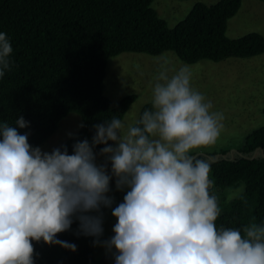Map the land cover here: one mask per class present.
<instances>
[{
	"label": "clouds",
	"instance_id": "1",
	"mask_svg": "<svg viewBox=\"0 0 264 264\" xmlns=\"http://www.w3.org/2000/svg\"><path fill=\"white\" fill-rule=\"evenodd\" d=\"M12 54L0 32V78L12 70ZM157 65L151 107L134 123L130 110L93 125L91 140L76 139L71 154L66 145L32 146L22 115L0 122V264H35L33 241L75 252L57 239L75 222L76 235L94 238L115 264H264V222L218 226L211 164L196 154L220 136L223 113L193 88L190 65ZM113 180L125 193L115 207ZM105 208L116 223L102 240Z\"/></svg>",
	"mask_w": 264,
	"mask_h": 264
},
{
	"label": "trees",
	"instance_id": "2",
	"mask_svg": "<svg viewBox=\"0 0 264 264\" xmlns=\"http://www.w3.org/2000/svg\"><path fill=\"white\" fill-rule=\"evenodd\" d=\"M153 2L0 0V32L10 39L14 62L12 70L0 78V122L14 124L22 115L30 128L20 131L31 133L29 143L35 147L44 144L65 117L77 113L84 127L63 144L71 154L76 139L91 140L93 125L112 115L123 118L136 100L135 94H129L113 106L105 94L111 57L123 52L160 55L173 51L182 61L195 63L264 53L260 33L237 38L227 35L228 21L238 13L242 0L197 2L174 27L159 16ZM150 107L151 103H146L140 115ZM233 151L198 155L211 164L213 191L222 208L217 225L242 228L253 217L264 222V126L250 132L244 144ZM240 185L243 193L227 200L226 190ZM111 187L115 207L125 193L116 190L114 180ZM77 229L75 222L70 231L57 237L75 244V252L33 241L35 264H115L112 256L96 261L94 238L76 235Z\"/></svg>",
	"mask_w": 264,
	"mask_h": 264
},
{
	"label": "rangeland",
	"instance_id": "3",
	"mask_svg": "<svg viewBox=\"0 0 264 264\" xmlns=\"http://www.w3.org/2000/svg\"><path fill=\"white\" fill-rule=\"evenodd\" d=\"M218 0H154L152 6L170 27H174L185 18L197 2L214 4ZM250 32L264 36V1L242 0L238 13L228 21L227 35L231 38L241 37ZM164 58L170 67L178 68L182 64L192 67V86L203 93L213 104V111L224 115L223 130L210 146L198 150L209 154L220 150H238L245 137L253 130L264 126V53L243 58L230 57L215 62L201 59L195 63L182 61L175 52L166 51L160 55L141 52H123L109 59L105 78V94L113 106L129 94H135L136 100L128 110L127 123H134L139 118L143 106L151 101L150 83L157 70V59ZM139 65V69H137ZM134 104V107L132 105ZM81 116L70 113L61 121L58 130L40 147L50 151L60 147L70 138L68 133L77 134ZM197 153V154H198ZM240 185L226 190L225 198L237 197ZM224 194V195H225ZM114 207V206H113ZM116 223L110 208L104 212V235L107 240L114 235L112 229ZM93 256L100 261L106 256L103 247L95 246Z\"/></svg>",
	"mask_w": 264,
	"mask_h": 264
},
{
	"label": "water",
	"instance_id": "4",
	"mask_svg": "<svg viewBox=\"0 0 264 264\" xmlns=\"http://www.w3.org/2000/svg\"><path fill=\"white\" fill-rule=\"evenodd\" d=\"M234 151H232V153H233ZM257 153V150H256V152L254 153V155L253 156H255V154ZM220 157V154H217L216 155V159H218Z\"/></svg>",
	"mask_w": 264,
	"mask_h": 264
}]
</instances>
